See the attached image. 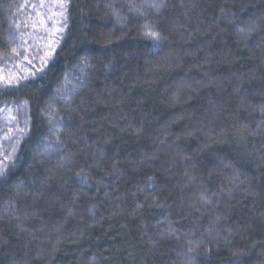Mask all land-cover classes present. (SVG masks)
<instances>
[{
  "label": "trees",
  "instance_id": "1",
  "mask_svg": "<svg viewBox=\"0 0 264 264\" xmlns=\"http://www.w3.org/2000/svg\"><path fill=\"white\" fill-rule=\"evenodd\" d=\"M0 264H264V0H0Z\"/></svg>",
  "mask_w": 264,
  "mask_h": 264
},
{
  "label": "snow or ice",
  "instance_id": "2",
  "mask_svg": "<svg viewBox=\"0 0 264 264\" xmlns=\"http://www.w3.org/2000/svg\"><path fill=\"white\" fill-rule=\"evenodd\" d=\"M152 7H158V5L153 4ZM148 34H149L150 36H152L153 39H158V35H159L158 33H155V32H149Z\"/></svg>",
  "mask_w": 264,
  "mask_h": 264
}]
</instances>
